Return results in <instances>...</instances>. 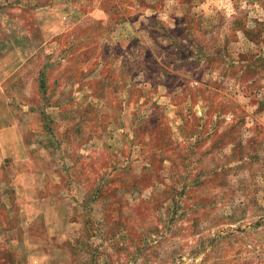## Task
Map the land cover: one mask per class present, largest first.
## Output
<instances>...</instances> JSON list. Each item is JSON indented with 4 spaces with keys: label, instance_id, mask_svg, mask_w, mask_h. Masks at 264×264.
<instances>
[{
    "label": "rangeland",
    "instance_id": "obj_1",
    "mask_svg": "<svg viewBox=\"0 0 264 264\" xmlns=\"http://www.w3.org/2000/svg\"><path fill=\"white\" fill-rule=\"evenodd\" d=\"M0 79V264H264V0H0Z\"/></svg>",
    "mask_w": 264,
    "mask_h": 264
},
{
    "label": "crops",
    "instance_id": "obj_2",
    "mask_svg": "<svg viewBox=\"0 0 264 264\" xmlns=\"http://www.w3.org/2000/svg\"><path fill=\"white\" fill-rule=\"evenodd\" d=\"M2 81L4 82L3 79H0V82H2ZM10 82H12V81H10ZM1 130H4V129H3V128H0V131H1ZM0 147L2 148V144H0ZM1 148H0V149H1Z\"/></svg>",
    "mask_w": 264,
    "mask_h": 264
}]
</instances>
